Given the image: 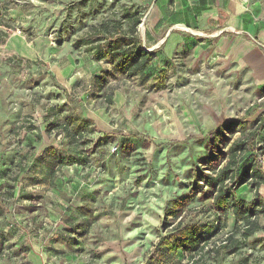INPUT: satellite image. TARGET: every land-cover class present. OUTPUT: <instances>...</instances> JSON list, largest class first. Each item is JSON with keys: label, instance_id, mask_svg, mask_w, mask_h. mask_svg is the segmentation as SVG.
Listing matches in <instances>:
<instances>
[{"label": "rangeland", "instance_id": "rangeland-1", "mask_svg": "<svg viewBox=\"0 0 264 264\" xmlns=\"http://www.w3.org/2000/svg\"><path fill=\"white\" fill-rule=\"evenodd\" d=\"M124 10L141 15L136 32L154 50L151 75L165 71L164 87L117 75L75 44L90 24ZM186 11L187 0H0L2 223L29 231L39 256L51 240L39 264H143L159 235L174 241L178 220L198 232L214 225L213 191L201 192L196 175L216 173L232 140L256 126L255 141L263 139L264 87L230 61L219 32L195 16L185 24ZM67 115L85 117L93 130L66 140L51 121ZM103 133L108 140L96 144ZM67 153L84 163L62 165ZM259 192L264 199V183ZM252 195L248 185L238 191ZM227 223L231 231L232 215ZM260 223L238 252L204 264H264V215ZM154 255V264L186 261L168 246Z\"/></svg>", "mask_w": 264, "mask_h": 264}, {"label": "trees", "instance_id": "trees-1", "mask_svg": "<svg viewBox=\"0 0 264 264\" xmlns=\"http://www.w3.org/2000/svg\"><path fill=\"white\" fill-rule=\"evenodd\" d=\"M93 1L78 0V4H90ZM140 21L141 15L137 11L124 10L119 18H106L90 24L78 36L75 44L83 46L92 54L94 60L110 62L117 75L136 77L141 81L150 79L152 86L159 89L165 86V71H156L151 75L154 50L148 51L136 32ZM51 122V126L60 128L65 139L70 142L81 136L82 132L93 130L87 127L88 119L79 115H67L63 124H59L57 119ZM232 122L234 121H228L224 126H229ZM260 127L256 126L232 140L228 147L227 160L216 173L202 172L196 175L195 183L202 181V184L198 185L201 192L213 191L212 208L209 210L213 214L214 225L207 231L198 232L194 224L180 219L172 227L174 241L159 235L155 245L156 252L168 246L170 249L186 253V261L183 264H204L206 259L216 260L238 252L245 245L247 238L261 229L260 216L264 215V199L259 187L264 183V169L261 164L264 159V132L262 143L255 141ZM218 130L219 125L208 132L215 134ZM108 137L109 134L103 133L97 137L96 144L105 143ZM244 154L246 159L240 166L239 159ZM60 162L62 165L83 164L84 159L80 155L67 153L61 157ZM244 185L253 190L249 200L238 196V191ZM205 186L207 191L203 189ZM6 210L0 203V217ZM230 215L235 219V223L231 231H226ZM154 253L143 264H154ZM244 260H239V263Z\"/></svg>", "mask_w": 264, "mask_h": 264}, {"label": "crops", "instance_id": "crops-1", "mask_svg": "<svg viewBox=\"0 0 264 264\" xmlns=\"http://www.w3.org/2000/svg\"><path fill=\"white\" fill-rule=\"evenodd\" d=\"M239 6L237 0H216L215 5H210L209 0H187L185 16L189 21L185 24H190V18L195 16L199 27L219 32L230 61L248 73L256 86L264 87V4L248 2L246 7ZM258 7L261 15L255 13ZM2 220L0 217V264H15L23 260L24 264L44 262L41 256L51 251V240L44 239L45 249L41 246L43 251L39 256L35 253L39 247L35 246L41 242L32 241L29 231L24 228L12 231ZM33 228L36 232L41 231L39 227Z\"/></svg>", "mask_w": 264, "mask_h": 264}, {"label": "built area", "instance_id": "built-area-1", "mask_svg": "<svg viewBox=\"0 0 264 264\" xmlns=\"http://www.w3.org/2000/svg\"><path fill=\"white\" fill-rule=\"evenodd\" d=\"M244 1H247V0H244ZM115 148H116V147H115V146H113V147H112V150H114Z\"/></svg>", "mask_w": 264, "mask_h": 264}]
</instances>
